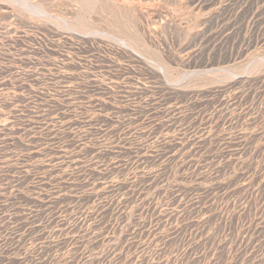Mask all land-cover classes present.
<instances>
[{"label": "rangeland", "instance_id": "1", "mask_svg": "<svg viewBox=\"0 0 264 264\" xmlns=\"http://www.w3.org/2000/svg\"><path fill=\"white\" fill-rule=\"evenodd\" d=\"M29 1L0 0V264H264V0Z\"/></svg>", "mask_w": 264, "mask_h": 264}, {"label": "bare ground", "instance_id": "2", "mask_svg": "<svg viewBox=\"0 0 264 264\" xmlns=\"http://www.w3.org/2000/svg\"><path fill=\"white\" fill-rule=\"evenodd\" d=\"M8 2H11L13 5V3L15 5H17V7H19L20 10L25 11L26 13L28 12V14H32L35 16H42V17H50L49 14L45 11V9L39 4V3H32L29 0H7ZM87 11V10H86ZM80 20V19H79ZM62 24L67 27L68 29H70L71 31H75L76 28L80 25H78V23H76L77 27L71 24L66 23L63 19L61 20ZM82 22V21H81ZM89 31L86 30V28L82 29L81 31ZM89 35V34H88ZM104 35V34H103ZM108 35V34H107ZM110 35V34H109ZM119 41L123 44V45H128L124 39L120 38Z\"/></svg>", "mask_w": 264, "mask_h": 264}]
</instances>
